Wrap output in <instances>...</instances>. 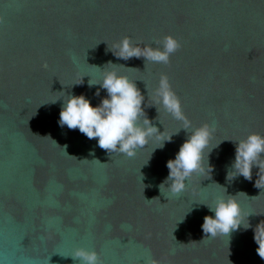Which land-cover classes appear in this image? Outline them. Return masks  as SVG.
Here are the masks:
<instances>
[{
	"label": "water",
	"instance_id": "95a60500",
	"mask_svg": "<svg viewBox=\"0 0 264 264\" xmlns=\"http://www.w3.org/2000/svg\"><path fill=\"white\" fill-rule=\"evenodd\" d=\"M169 34L181 47L168 64L110 49L125 36L155 47ZM110 70L136 82L171 141L160 147L158 133L128 157L59 124L67 96L101 103L107 91L89 81ZM162 74L189 131L215 127L203 172L178 195L160 185L190 133L157 103ZM251 133L264 135V0H0V264H80L81 247L99 264H264L258 167L252 180L230 172ZM228 194L254 213L252 227L205 237L204 218L215 215L205 204Z\"/></svg>",
	"mask_w": 264,
	"mask_h": 264
},
{
	"label": "clouds",
	"instance_id": "9594fccd",
	"mask_svg": "<svg viewBox=\"0 0 264 264\" xmlns=\"http://www.w3.org/2000/svg\"><path fill=\"white\" fill-rule=\"evenodd\" d=\"M155 44L157 45L155 47L141 46L134 44L130 37L125 36L110 49L118 59L144 57L146 62L168 64L171 55L181 47L179 39L172 34L166 35L162 41H155ZM89 85H100V88L107 91V96L99 105H93L83 94L67 96L59 118L62 127L66 125L69 129L78 128L87 138H98V146L109 154L118 152L128 157L134 156L138 148L145 146L149 139L157 136L158 133L157 138L163 141L160 147L164 146L165 141H171L173 135L165 139L163 131H160L147 117L143 106L145 97L136 82L128 76L110 70L104 73L100 83L89 81ZM96 95H99V90ZM156 96L159 98L157 103L162 104L175 119L182 121V129L190 133L175 158L168 160L169 175L160 185L161 192L162 186L167 183L170 192L178 195L185 189L186 180L193 173L203 172L205 149L210 144L215 127L204 123L189 131L191 122L183 112L182 102L172 89L166 74L160 77ZM254 167H258L255 186L264 189V135L259 133H251L245 139L238 141L232 164L233 170L230 172L252 180ZM210 171H212L211 167ZM238 194H228L227 198L220 197L214 206L205 204L215 213L214 216L207 215L204 218L202 229L205 237L214 238L218 235L230 237L231 233L238 230L241 225L245 230L252 227L248 218L254 213L243 215L241 206L235 198ZM254 240L258 244V255L264 259V221L255 226ZM72 258L79 260L80 264H99L98 253L83 247L78 248ZM149 264H160V262L150 259Z\"/></svg>",
	"mask_w": 264,
	"mask_h": 264
}]
</instances>
